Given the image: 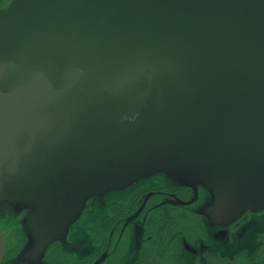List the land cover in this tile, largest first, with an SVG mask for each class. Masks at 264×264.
<instances>
[{
  "label": "water",
  "instance_id": "95a60500",
  "mask_svg": "<svg viewBox=\"0 0 264 264\" xmlns=\"http://www.w3.org/2000/svg\"><path fill=\"white\" fill-rule=\"evenodd\" d=\"M154 174L219 224L264 209V0H10L0 204L31 207L34 248Z\"/></svg>",
  "mask_w": 264,
  "mask_h": 264
},
{
  "label": "flooded vegetation",
  "instance_id": "af4514ba",
  "mask_svg": "<svg viewBox=\"0 0 264 264\" xmlns=\"http://www.w3.org/2000/svg\"><path fill=\"white\" fill-rule=\"evenodd\" d=\"M212 202L202 186L149 176L88 199L42 251L27 233L31 207L1 204V264H264V209L219 224L207 216Z\"/></svg>",
  "mask_w": 264,
  "mask_h": 264
},
{
  "label": "rangeland",
  "instance_id": "374dc122",
  "mask_svg": "<svg viewBox=\"0 0 264 264\" xmlns=\"http://www.w3.org/2000/svg\"><path fill=\"white\" fill-rule=\"evenodd\" d=\"M8 2H9V1H8ZM8 2H7V3H8ZM7 3H5L1 8H4V7L6 6ZM154 175L156 176V175H159V174H154ZM154 175H152V176H154ZM161 176L163 177L164 175L161 174ZM165 177H166V176H165ZM124 190H126V189H123V190H117V191H111V192H108V193H106V194H110V195H111V193H117V192L124 191ZM106 194H105V195H106ZM92 198H95V197H92ZM4 204H5V203H4ZM26 225H27V222H26ZM28 249H29V248H28ZM28 249H26V250H28ZM28 251H29V250H28Z\"/></svg>",
  "mask_w": 264,
  "mask_h": 264
},
{
  "label": "trees",
  "instance_id": "16d2710c",
  "mask_svg": "<svg viewBox=\"0 0 264 264\" xmlns=\"http://www.w3.org/2000/svg\"><path fill=\"white\" fill-rule=\"evenodd\" d=\"M9 0H0V8L7 3Z\"/></svg>",
  "mask_w": 264,
  "mask_h": 264
},
{
  "label": "bare ground",
  "instance_id": "6f19581e",
  "mask_svg": "<svg viewBox=\"0 0 264 264\" xmlns=\"http://www.w3.org/2000/svg\"><path fill=\"white\" fill-rule=\"evenodd\" d=\"M31 244V243H30ZM30 244H29V246H30Z\"/></svg>",
  "mask_w": 264,
  "mask_h": 264
}]
</instances>
